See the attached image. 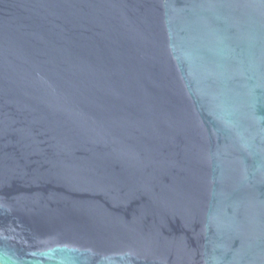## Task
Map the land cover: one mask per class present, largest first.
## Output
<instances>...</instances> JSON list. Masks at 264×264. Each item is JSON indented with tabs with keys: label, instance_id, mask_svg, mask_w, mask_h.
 Returning <instances> with one entry per match:
<instances>
[{
	"label": "water",
	"instance_id": "water-1",
	"mask_svg": "<svg viewBox=\"0 0 264 264\" xmlns=\"http://www.w3.org/2000/svg\"><path fill=\"white\" fill-rule=\"evenodd\" d=\"M0 264H264V0H0Z\"/></svg>",
	"mask_w": 264,
	"mask_h": 264
}]
</instances>
